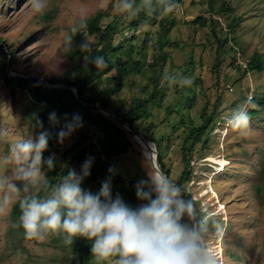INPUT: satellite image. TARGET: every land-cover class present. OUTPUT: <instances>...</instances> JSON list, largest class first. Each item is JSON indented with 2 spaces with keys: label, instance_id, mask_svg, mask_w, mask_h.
I'll use <instances>...</instances> for the list:
<instances>
[{
  "label": "rangeland",
  "instance_id": "1",
  "mask_svg": "<svg viewBox=\"0 0 264 264\" xmlns=\"http://www.w3.org/2000/svg\"><path fill=\"white\" fill-rule=\"evenodd\" d=\"M116 3L117 0H50L48 10L36 14L30 0H0L2 46L7 52L14 50L16 58L14 63L8 59L7 71L9 64L15 75L83 76L88 70L85 60L69 57L65 37L78 22L81 11L87 19L104 13L103 26L115 24V38L131 45L138 61L121 91L113 96L114 107L128 112L134 95L148 94L154 74H159L161 85L165 84V71L192 80L190 87L169 88L161 106L151 107V116L137 122L160 144L176 182L184 169L181 149L191 126L202 125L203 115H213V121L193 147L196 177L185 183V194L211 212L224 229L220 237L214 229L209 234L218 264H264V108L254 101L264 97V70L248 69L255 52L264 54V0H216L213 10L209 0H176L178 7L172 13L162 15L156 11L147 19L142 12L132 18L121 15ZM222 4L234 8L240 16L232 33L228 31L232 13L221 12ZM211 15L220 22L216 27L211 22L205 26L194 22L198 16L210 20ZM78 36L81 35L74 38L75 45ZM83 36L90 41L92 51L97 39L86 29ZM3 62L5 56L0 52V65ZM114 73L115 70L109 74ZM187 89L193 93L188 94ZM244 101L250 102L247 107L251 122L247 134L240 135L228 128L224 119ZM29 104L24 90L12 89L0 79V129L9 133L7 142H0V156L8 153L12 143L39 134L25 117L24 109ZM77 115H59V131ZM85 135L92 136L94 142L102 138L82 119V127L63 144L58 140L57 144L64 150L81 142ZM131 138L135 144L129 152L107 164L135 188L155 168L140 144ZM154 146L158 151L157 144ZM83 163H75L70 169L79 173ZM9 172L0 168V175ZM62 177L57 182L48 181L55 185ZM99 180L100 177L82 187L96 193L101 188ZM11 212L0 217V264H83V257L65 245L62 237L28 241L24 235L13 234Z\"/></svg>",
  "mask_w": 264,
  "mask_h": 264
},
{
  "label": "clouds",
  "instance_id": "2",
  "mask_svg": "<svg viewBox=\"0 0 264 264\" xmlns=\"http://www.w3.org/2000/svg\"><path fill=\"white\" fill-rule=\"evenodd\" d=\"M30 5L36 14H43L50 0H30ZM115 7L121 15L132 18L141 12L172 13L178 4L176 0H117ZM86 23L87 15L81 11L65 37L69 51L91 50L90 41L83 36ZM77 35L84 37L78 46L74 40ZM84 60L85 68L107 67L103 56L85 55ZM162 81L169 88L193 83L189 77L167 71ZM248 103L237 105L224 119L225 125L240 135L250 130ZM49 120L58 122L55 112ZM36 126L43 128V122L37 120ZM79 127L82 119L77 115L58 132V142L63 144ZM8 135L6 129H0V142H7ZM49 137V132L41 131L12 143L8 153L0 156V168L10 169L0 175V217L18 206L20 215L14 226L23 229L26 240L56 236L62 237L65 245H72L78 238L86 239L91 242L94 264H218L209 234L214 229L217 237L222 236L221 223L186 197L182 187L162 170H149L147 178L136 184V196L142 202L138 207L128 205L119 194L113 197L111 178L103 181L96 193L82 187L91 174L92 157L83 163L81 172L68 169L62 180L52 185L45 175V169L54 170L56 159L54 154L44 156Z\"/></svg>",
  "mask_w": 264,
  "mask_h": 264
},
{
  "label": "trees",
  "instance_id": "3",
  "mask_svg": "<svg viewBox=\"0 0 264 264\" xmlns=\"http://www.w3.org/2000/svg\"><path fill=\"white\" fill-rule=\"evenodd\" d=\"M215 1L209 0L212 10L214 9L213 5ZM221 12L232 13L233 19L228 24V31L232 33V29L233 31L235 30L234 28L237 26L236 24L240 20V16L235 13L234 8L226 4H222ZM141 15L145 16V19L148 18V14L144 12ZM104 17V13L99 12L87 19L85 29L90 36H94L97 39L94 49L87 53H81L77 48L69 51V57L74 60L76 58H84L85 55L88 57L103 56L107 60V67L97 69L95 66L89 65L87 72L83 76L75 78L45 77L51 84H63L76 88L79 98L73 89L48 88L44 86L39 78H31L28 75L18 77L9 75L7 61L9 59L11 63H14L16 58L14 56V50L7 52L3 48L2 38H0V52L5 56L6 62L0 65V79L8 87L22 89L28 94L30 104L24 109L25 117L38 133L41 131L50 133L48 150L44 153V156L47 158L54 154L56 159L54 170L47 171L45 169V175L48 180L51 179L52 182H57L62 175L67 174L68 169L73 164L85 162L89 157H92L93 165L90 169L91 174L83 184L95 182L100 177L99 182L102 186L103 181L111 178V183L115 185L112 189L113 197L119 194L128 205L138 207L142 202L136 196V187L132 188L131 185H127L121 174H117L114 171L110 173L109 168L113 167L107 164L113 159L129 152L135 144L131 138L133 135L119 125L116 120L99 112L92 105L99 103V105L112 110L117 116L128 122L133 129L145 135L151 142L157 144L161 167L169 179L173 181L171 170L166 166L164 153L160 144L137 122L141 118L151 116V107L156 105L161 106L169 87L165 84L161 85L159 74H154L151 77L150 83L152 88L148 94L143 97L134 95L128 112L122 113L114 107L113 96L121 91L127 76L135 71L138 61L133 56V48L131 45L126 46L125 42H118L117 38H115L118 27L112 23L106 27L103 26ZM194 22L203 26L211 22L214 27L220 24L219 20L215 19L213 15H211L210 20L205 16H198ZM78 37L76 38L77 46L84 39L82 35ZM248 69L263 71L264 54L258 51L255 52L250 58ZM114 70V74H109ZM187 93L191 94L193 90L187 89ZM254 101L257 102L258 106L264 108V97L256 98ZM53 112L56 113L57 118L59 115L64 114H78V116L95 127L102 134V138L94 142L92 136L85 135L81 142L75 143L67 149H61L57 144V134L59 132L58 123L53 124L49 120V115ZM251 113L256 114L257 110H252ZM202 117L203 124L200 126H191L181 149L184 169L175 183L182 187L184 194L186 189L185 183H190L196 177V174H194L195 168L192 164L195 157L193 147L199 139L201 140L209 123L213 121V115H203ZM37 120L43 122V128L36 126ZM185 196L189 197L186 194ZM11 213L14 225H16L20 215L18 206L14 207ZM11 231L15 235H23L22 228L14 226ZM70 246L76 253L83 257V264H94L90 241L78 238Z\"/></svg>",
  "mask_w": 264,
  "mask_h": 264
},
{
  "label": "water",
  "instance_id": "4",
  "mask_svg": "<svg viewBox=\"0 0 264 264\" xmlns=\"http://www.w3.org/2000/svg\"><path fill=\"white\" fill-rule=\"evenodd\" d=\"M8 73L9 75L13 76V77H18V76H24V75H15L14 73H12V71L10 70V67H9V64H8ZM28 77H31V78H39L45 87H48V88H58V89H73L77 95V97L79 98V94L77 92V89L76 88H73L69 85H63V84H51L47 81V79L43 76H40L38 74H33V75H28ZM94 108L98 109V110H101L102 112L108 114L109 116H111L112 118H114L124 129H126L128 132H130L133 137L134 136H141L144 141L147 143V144H153L155 145L153 142H151L145 135H143L142 133L136 131L135 129H133L128 122H126L125 120H123L122 118H120L119 116H117L112 110L108 109V108H105L99 104H95V105H92ZM140 144V143H139ZM141 146V145H140ZM142 151L144 153V155L147 157V159L151 162V164L153 165V167L155 168V170H162V167H161V164L159 162V159H158V151L156 149V157H157V161H154L153 159H149L148 156H147V153L145 152V149L144 147H142ZM164 172V171H163Z\"/></svg>",
  "mask_w": 264,
  "mask_h": 264
},
{
  "label": "bare ground",
  "instance_id": "5",
  "mask_svg": "<svg viewBox=\"0 0 264 264\" xmlns=\"http://www.w3.org/2000/svg\"><path fill=\"white\" fill-rule=\"evenodd\" d=\"M134 138L136 139L138 143H140L142 147H144L148 158L153 159L154 161H157V157L155 154L156 152L155 146L153 144H150V145L147 144L141 136H134Z\"/></svg>",
  "mask_w": 264,
  "mask_h": 264
}]
</instances>
